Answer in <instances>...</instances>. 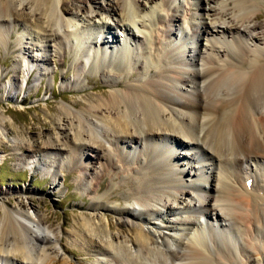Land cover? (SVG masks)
<instances>
[{
  "label": "bare ground",
  "instance_id": "bare-ground-1",
  "mask_svg": "<svg viewBox=\"0 0 264 264\" xmlns=\"http://www.w3.org/2000/svg\"><path fill=\"white\" fill-rule=\"evenodd\" d=\"M83 1L85 5L70 8L64 0H0V32L11 16L19 15L18 5L28 6L30 22L50 32L45 37L55 43L56 50L68 35L86 33L90 23L100 29L96 43L101 48L91 51V59L104 58V64L89 62L90 70L85 72L91 59L83 56L76 65L94 86L98 84L92 73L106 76L105 86L112 90L106 98L90 99L78 111H61L53 122L62 130L60 122L65 120L71 134L63 129L36 148L22 138H10V126L0 114V141L7 139L17 151L40 149L47 154L56 149L67 153L58 164L67 158L99 163L89 168L91 174L92 170L98 173L96 168L102 171L92 190L101 191L108 177L118 178L120 182L111 189H121L123 195L111 191L105 198L133 205L111 208L93 200V211H113L116 221H105L101 212L83 215L75 231L67 230L62 235L74 242L82 239L84 248H95L96 253L106 255V262L99 259L101 264H264V183H260V175H264V0H208L216 3L201 4L200 13L208 21L204 26L192 23V31L176 27L179 21L187 22V16L184 9L172 8L171 0ZM163 10L172 13L164 14ZM145 11L159 13L158 24L172 28L151 29L147 22L155 24V20ZM118 34L124 38L122 44ZM179 35L188 36L196 45L177 42L178 51L173 50L166 40ZM114 42L122 47L107 48ZM133 46L135 50L143 48L141 53L146 58L134 57ZM186 48L197 52L184 57ZM117 55L123 58L117 66L106 60ZM29 59L31 64L48 61L42 54ZM135 60L149 74L138 71L139 75H130L126 70ZM106 64H112L113 71ZM111 71L122 80L114 79ZM78 105L73 103L74 107ZM182 145L191 151H177ZM133 149L142 154L140 159L132 156L135 167L129 164L127 155ZM198 153L216 165L211 172L213 178H201L210 167L197 157ZM181 159H194L200 167L191 166V171H186L180 168L184 165ZM42 162L46 164L42 160L32 163ZM219 167L221 171H217ZM185 176H196V180L186 184L189 178L183 182ZM248 178L252 179L250 185L246 184ZM54 183L59 186V182ZM187 185L198 200L204 196L200 201L203 209L197 211L200 215L196 219L176 215L177 210L200 205L192 202L194 197L185 189ZM4 194L0 188V196ZM43 201L40 198L37 206ZM14 213L6 209L0 216V256L6 259L14 255L30 260V264H76L60 253L61 247L66 249L62 235H40L37 224H29L47 221L45 216L18 213L25 222ZM177 225L186 227L189 234L179 236L176 231L181 227ZM105 227H115L118 232L108 234Z\"/></svg>",
  "mask_w": 264,
  "mask_h": 264
},
{
  "label": "rangeland",
  "instance_id": "rangeland-1",
  "mask_svg": "<svg viewBox=\"0 0 264 264\" xmlns=\"http://www.w3.org/2000/svg\"><path fill=\"white\" fill-rule=\"evenodd\" d=\"M57 1L59 2L60 0ZM73 1L74 0H64V3L67 2L68 7L70 8H77L79 5L83 6L86 4L83 0H78L76 4L73 5ZM99 2H104V0H98V3ZM171 3L172 8L176 7L185 10L187 22L179 21L180 25L176 27L179 28V26H181L180 29L184 28L188 31H192L194 28L192 23L197 26H204L205 22L208 21V19L203 18L200 13L201 4L204 6L208 5V3L211 5L216 4L208 0H171ZM18 6V10H20L19 15L17 14L15 17L11 16L10 21L6 22L5 27L0 32V35L2 36H0V114L5 117V121L10 126L8 133L10 138H22L24 139V142L32 143V145L34 144L37 148L40 147L45 140H48V136H57L60 134V131H63V129H66V133L68 134L72 132V130L70 131V126L66 124L65 120L60 122V126L63 127L62 130H59L57 125L53 122V120L59 119L61 111L65 108L71 111H78L82 108V105L87 103L90 99H96L99 97L106 98V94L112 89L105 86V80L107 79L106 76L99 74L98 72L92 73L97 80L96 82L98 86H94V84L89 82L88 78L85 76V72L90 70V64H104L102 63L103 60H105L104 58L96 57L97 59L93 62L91 59V57H94L91 54L93 52L92 50L95 48H101V44L96 43V34L100 30L98 26L90 23L88 25L89 29L85 31L86 33L80 31L77 33L78 35H68L67 37L69 38L67 40L65 39L63 43L58 44L56 50L54 46L55 43L45 37L46 34L50 32L41 30V28L36 27L30 22L31 17L29 7ZM146 6L149 7L150 5L146 4ZM180 6H182V8ZM145 12L146 15L152 16L155 20V24L147 22L151 26V29L155 28V31H157L158 27L166 29L172 28V26L169 25L165 27L164 25L160 26L158 24L157 17L159 13L154 12L155 14H153L148 11ZM162 12L164 14L172 13L171 10H163ZM191 12L194 14V17H191ZM105 15L106 14H104L103 17H106ZM113 30L120 33L118 28H114ZM181 34L182 33H180V35ZM180 35L179 37L170 36L166 40L168 44L171 45L170 48L173 50H177V47H179L177 42H190L191 45H196V43L192 42L188 36L182 38ZM78 36L80 37L78 38ZM118 37L119 42L122 44L124 38L121 34H118ZM199 38L203 43L207 42L203 36L200 35ZM175 39L176 41H174ZM73 40L77 43L73 42ZM57 42L61 41L58 40ZM119 42H117V44H115V42L114 44L109 43L107 48L110 49V45L111 48L114 49H117L120 46L122 47ZM139 47H144V45ZM139 47L137 50L134 48V57H137L136 55H138L140 58H146L145 55L141 53L143 48L141 49ZM150 47L151 51L153 50V54H155V50L152 46ZM188 50V48L183 49L184 57H191L194 52H197V50L194 52ZM41 54L48 59L47 63L31 64L28 62L31 61L29 57ZM83 56L86 57L87 60L90 57L91 61L89 60L88 63L92 62L85 66V72L78 70L76 65L81 62L84 58ZM148 58L153 61L152 55H148ZM63 59L64 61L61 63ZM109 59L114 66H117V62H123L122 56L120 57L118 55L117 57L110 58L107 56L106 60ZM132 63H134V66L131 65V68L126 70L131 73L130 75L148 73L146 68H139V62H136V60L131 61V64ZM112 64L106 65L111 69L114 67ZM151 65L152 64H149L150 67ZM28 69H30L29 75L26 74ZM112 71L111 76L114 79L122 80V78L117 77ZM138 71L140 72L138 73ZM74 102H78L80 105L74 107ZM189 120L190 118H188V121ZM190 122L191 120L189 123ZM190 124H192V122ZM168 142L166 145L169 143L172 144L171 142ZM73 149L75 152L80 153L77 146H74ZM110 149L114 150L112 145L110 146ZM53 150V152H48L47 154L41 152L40 149H37L34 152H27L25 150L17 151L14 150L12 143L7 139L0 141V188L5 191V194L0 196V216L4 214L6 209H10L15 212L14 214L19 217V219L27 222L18 213L22 214L28 212L33 217L37 216L38 213L45 216L48 220L42 222L30 221L29 224L31 226L37 224L36 226L39 228L38 232L40 235H48L52 238V236L57 233L62 235L66 233L67 230L70 232L75 231L78 222L83 221V215L92 216L101 212L99 210L93 211L90 208L93 200L98 199L104 205H108L111 208H123L126 205L133 206L132 204L125 202V200L115 201L105 198L104 195L111 191L119 196L123 195L121 189H111V187L117 186L120 182L118 178L111 179L108 177L106 180V186H104L101 191L94 192L92 190L98 181L97 174H100L102 171L101 169L96 168L98 173L96 174L92 170L91 174V169L89 168H91L93 164H96L98 167L99 163H85L84 159L78 162H73L67 158L58 164V159L62 156L65 157L67 153H64L63 151H55L56 149ZM135 150L136 149H133L131 152H127L128 162L133 167L137 164L134 162L132 156L135 155L140 159V156L142 155L141 152L138 154ZM177 151L188 152L191 150L188 146L182 145L177 148ZM193 151L196 152V150ZM71 153L73 154L74 152L71 151ZM198 155L197 157L210 167L208 169L207 167L205 168L208 173L204 172L203 168L201 169L204 172L201 173V178H206L208 177L207 175H209L210 179L213 178L211 172L216 170V165L212 164L210 160L203 159L204 157L200 153H198ZM92 156L94 157V155ZM35 160H42L46 164H43V162L41 164L32 163ZM196 163L197 162L194 159H189L188 162L187 160L181 159L180 164L184 165H180V168H184L186 171H191V166H196V169H199L200 165L199 163L196 165ZM120 164L121 163L119 162V165ZM192 170V172H194L195 168ZM218 170L221 171L220 167L217 168V171ZM198 172L200 173V171ZM262 173L264 174V171H262ZM55 175L57 176L56 178ZM187 178H189V180L186 184L188 182L190 183V181L196 180L194 179L196 176L191 179L187 176ZM187 178L185 176L183 182H185ZM54 181L59 182V186H55V183L53 184ZM260 183L263 185L264 175H260ZM27 188L29 189V192L24 193L22 190ZM185 189L191 192L190 197H194L192 202L196 201L197 205H200L196 207L198 210L194 208L177 210L176 215L177 217H181L182 215H192L194 216L193 218L196 219V217L200 215L197 211L203 209L202 202L200 201L204 196H200L202 198L198 200V195L191 187L187 185L185 186ZM169 190L176 193L173 189ZM40 198H44V201L39 204L40 206L38 207L37 202ZM173 198V196H170V199ZM31 201L33 204L30 203ZM4 203L8 206H4ZM135 207L139 209L138 206L135 205ZM130 209L134 212L136 211L133 210V208ZM101 213V216L105 221L107 220L106 218L112 221H116L117 219V215L113 211L108 210L107 212L102 211ZM98 215H100V213ZM167 216L170 217L169 215ZM163 223L164 221L162 224ZM177 226L181 227L179 231H176L179 236L182 234L181 236L185 237L189 234V230L186 227L180 225ZM105 228L107 229L106 231L108 234L118 232V229L115 227H111L110 229L107 227ZM161 228L164 229L165 227L162 226ZM62 238L64 241V248L66 249L61 247L60 253L76 264H101L99 259L104 260V262L108 259L106 255L96 253L95 248H84V241L82 239L76 241V238L71 236V238L76 241L74 242L66 236L62 235ZM107 238L109 239L108 236ZM262 247L264 248V246ZM88 249L90 251H87ZM253 256L256 257V255ZM0 264H30V260H24L14 255H11L6 259L0 256Z\"/></svg>",
  "mask_w": 264,
  "mask_h": 264
}]
</instances>
